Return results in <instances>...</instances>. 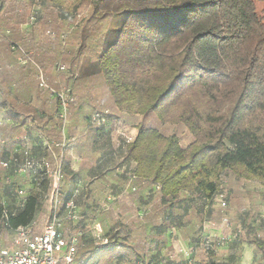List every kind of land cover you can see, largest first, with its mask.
Returning <instances> with one entry per match:
<instances>
[{"label":"trees","instance_id":"obj_1","mask_svg":"<svg viewBox=\"0 0 264 264\" xmlns=\"http://www.w3.org/2000/svg\"><path fill=\"white\" fill-rule=\"evenodd\" d=\"M80 1L91 3L92 18H108L88 75L103 77L113 108H130L140 97L135 114L182 124L193 137L183 147L176 134L137 123L126 154L137 177L159 184L164 199L194 184L203 201H211L227 169L264 182V14L255 7L264 0ZM7 101L5 115L22 119L25 109ZM40 204L37 191L7 218L0 206L1 229L30 223ZM89 243L82 231L78 249L89 252Z\"/></svg>","mask_w":264,"mask_h":264},{"label":"rangeland","instance_id":"obj_2","mask_svg":"<svg viewBox=\"0 0 264 264\" xmlns=\"http://www.w3.org/2000/svg\"><path fill=\"white\" fill-rule=\"evenodd\" d=\"M3 1L7 3L1 17L6 21L5 25H9L12 31L13 36L9 38L18 43L29 38V48L37 53V59L46 71L50 82L56 77L51 71V65L55 59L59 58L68 65L70 69L68 79L73 80L74 85V106L83 110L87 105L84 116L95 110L109 109L123 121L133 123L130 125L136 128V135L137 123L143 122L145 126L155 127L164 135L176 134L183 147L191 143L193 137L182 124L168 122V120L162 122L152 115L142 117L135 114L133 109L140 102V97L130 104V108L114 109L103 77L100 74L88 75V65L95 59L100 49L108 24L107 17L100 20L91 17L92 5L90 2H81L80 0H58L56 3L50 0ZM255 7L257 12L264 14L262 2H256ZM15 8L21 9V12L14 14L13 9ZM34 11H37V19L34 24H30L28 17ZM76 13H79L81 18L74 17ZM10 19H13L12 25H10ZM20 25L22 28L19 27ZM25 27L30 28L29 33L24 29ZM48 29L55 35L67 32L65 42L58 38L48 37L45 33ZM0 45L6 48V53L2 50L3 48H0V63L4 66L11 60L6 43ZM53 85L57 86V84ZM7 91L8 98L6 97ZM5 99H8L7 102L25 109L23 116L33 115L38 121V125L42 124L34 111L38 112L45 108L48 100L44 92L40 91L35 81L31 79L28 69L15 65L13 68L6 67L0 70V109L2 111H4L2 103ZM50 105L53 107L51 102ZM71 113L77 121V116L72 111ZM20 124L23 123L1 127L0 135L11 139L22 131ZM35 129L39 130L37 125L36 128L34 127ZM41 131L40 129L39 132L41 133ZM50 134L47 135L48 138H58L52 133ZM8 148L11 149L12 146L9 145ZM1 151L0 148V154ZM13 178L17 185L24 186L29 193L38 191L36 187H30L25 177L14 176ZM215 183L217 186L215 193L222 190L226 194L228 201L226 212L233 229L237 230L246 226L251 231H257L260 238L255 239L249 235L240 236L215 252L204 254L202 251L196 250L194 258L201 264H264V182L257 177L247 175L241 169H227L220 172ZM187 187L190 194L193 195L198 210L191 211L182 226L178 225L177 228L172 225L177 223H172L166 215H164L165 219L163 215H160L159 219L153 220L155 216L158 217L160 213L158 210H155L154 215L151 216L153 209L157 207L156 203L169 201L164 199L159 194L160 192L155 195L157 202L153 204L154 206L150 205L147 208V213L142 217L135 216V209L123 204H116L98 216L95 212L93 215L101 216V220L98 218V221L102 225L103 233L109 238V243L106 245L93 244L91 241L92 225L85 228L64 222L62 224V228L66 229L64 233L70 234L81 229L84 231L86 241L90 242L89 245H94L89 252H85V248L78 249L76 264H176L177 261L184 260L182 255L177 254V239L179 238L193 248L199 237L202 218L209 216L218 223L220 217L216 207H211L210 202L202 200V195L194 184ZM10 202L15 205L16 201ZM45 213V207L40 204L34 215L37 222L36 228L42 225ZM172 226L175 230H171ZM128 230H130L129 233ZM127 236L130 239H125ZM12 237V230H2L0 222V249L9 247ZM254 242L261 244L260 248L256 247Z\"/></svg>","mask_w":264,"mask_h":264},{"label":"built area","instance_id":"obj_3","mask_svg":"<svg viewBox=\"0 0 264 264\" xmlns=\"http://www.w3.org/2000/svg\"><path fill=\"white\" fill-rule=\"evenodd\" d=\"M6 1L0 0V21L6 6ZM14 14L21 12V9H13ZM81 18L79 13L74 17ZM37 19V11L30 13L28 23L34 24ZM13 20V19H12ZM10 19V25H12ZM12 31L9 26L0 30V40L9 37ZM50 38H58L65 42L67 32H60L57 35L51 30H46ZM30 40L25 39L23 43L11 42L9 51L15 59L17 67L28 69L37 87L53 100L56 107V119L59 122V137L48 138L43 135L39 142L38 155L33 152V136L29 127L35 122L33 115L23 116L20 120L9 118L0 109V128L5 125L26 126L20 133L7 139L0 135V206L2 207V218H7L8 212L14 214L16 208H22L27 200L29 191L24 186L17 185L14 176L25 177L30 187H36L39 192L40 203L46 209L43 223L37 227L36 219L26 225H20L13 229L12 242L9 247L0 249V264H76L77 249L82 231L79 229L70 233H64L62 224L76 221L80 215L78 205L73 198L64 197V157L74 142V138L65 133L70 124V107L75 103V96L71 84L65 81L70 77L68 65L55 59L51 70L56 73L57 78L49 81L46 71L37 59V53L29 48ZM1 70V67H0ZM59 75V76H58ZM62 78L60 79V77ZM69 80V79H68ZM57 84V86L53 85ZM113 122V131L121 145L127 147L136 137V129L125 123L120 117L113 114L109 109L95 110L87 115V124L90 127L98 128ZM12 146L11 149L8 146ZM136 175L133 173L132 178ZM154 189L160 192L159 184H154ZM129 192H135L136 186L129 185ZM16 201L15 205L10 201ZM107 196L102 203L103 211L109 209ZM210 202L211 207H216L220 213L217 223L209 216H204L199 227V237L194 247L189 248L180 245L178 238L177 254L182 255L184 260L176 264H201L194 258L196 250L204 254L215 252L230 241L240 236H252L260 238L257 231H251L248 227L233 229L229 216L227 215L228 201L226 194L218 190ZM8 204L10 205L8 208ZM142 215L143 213H138ZM172 230H175L172 228ZM92 235L95 245H106L109 238L103 233L102 225L96 221L92 226Z\"/></svg>","mask_w":264,"mask_h":264},{"label":"crops","instance_id":"obj_4","mask_svg":"<svg viewBox=\"0 0 264 264\" xmlns=\"http://www.w3.org/2000/svg\"><path fill=\"white\" fill-rule=\"evenodd\" d=\"M5 22L6 21L3 20V17H1L0 30L6 27ZM21 26L22 25L19 27ZM24 29L29 33V27H25ZM11 36H13L12 33L9 37ZM9 37L2 38L0 40V44L6 43L8 48L11 42H17L13 39L11 40ZM0 48H3L2 50L6 53V48H4L3 45H0ZM9 55L11 62L4 66L0 63L1 70L6 67L13 68V66L16 65L14 56L10 51ZM54 74L56 75V73ZM66 83H70L74 91L73 80L69 79ZM44 94L48 100H46L47 105L45 108H42L41 111L38 110L37 112L35 110L42 118V124L38 125V121L35 119V122H33L31 127H29L30 133L33 136V152L37 155L39 153L38 145L40 139L43 135L47 137L45 132L49 133L51 130L56 129L59 133V122L56 119L55 104L53 100L46 95V93ZM50 102L53 107L50 105ZM86 107L87 105H85L82 110V108L79 107L75 108L74 104L71 106L70 124L65 129L66 135L74 138V142L68 149L63 160L65 174L63 193L65 198H73L75 200L78 205L80 215L76 221H73L70 224L73 226L79 225L87 228L89 225L93 226V224L99 219L101 220V216H97L105 212L102 210L101 205L107 196H110V200L108 201L109 209L116 204H123L127 207L135 209V216L142 217L147 213V208L157 202V196L155 197V195L159 192L154 189V184L147 186L148 183L144 179L137 176L132 178L136 163L127 158V147L121 145L119 139L115 136L113 131V122L109 121L104 126L98 128L90 127L87 124V115L84 116ZM71 111L75 116H77V121L75 120V117H72ZM48 114H52L53 118L47 120ZM43 119L47 121H44ZM124 122L129 125L133 124L128 123L127 121ZM20 125L21 130L26 128L25 125ZM36 125L37 127L43 125L44 128H42L43 130L41 133L39 130H34ZM36 131L37 135L35 136ZM129 185L136 186V191L129 192ZM187 188L188 187L181 189L172 199H166L169 201L164 203H162L163 201H159L156 203L157 207L153 209L151 216L154 215L155 210H158L160 213L158 214V217L155 216V219L153 220L156 221L159 219L160 215H166L172 223H177L172 224L174 227L177 228L178 225L182 226L184 220L189 217L190 212L198 210L193 195H191L190 192L186 193L185 189L189 190ZM19 209L20 208H18V210ZM95 212H97V216L93 215ZM140 212L143 214H138ZM141 217L138 218L140 219ZM63 230L65 232L66 229L63 228ZM129 232L130 230H128V233ZM125 239L130 238L127 236ZM180 245L192 248L188 246L189 244L183 241H180Z\"/></svg>","mask_w":264,"mask_h":264}]
</instances>
